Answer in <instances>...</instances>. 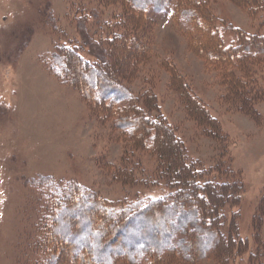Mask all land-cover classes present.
<instances>
[{"label": "rangeland", "instance_id": "374dc122", "mask_svg": "<svg viewBox=\"0 0 264 264\" xmlns=\"http://www.w3.org/2000/svg\"><path fill=\"white\" fill-rule=\"evenodd\" d=\"M203 1L224 47L237 45L239 33L244 42L264 37V0ZM178 2L165 0L161 10L146 12L147 26L134 32L145 52L126 85L136 95H155L157 110L147 114L166 121L201 178L238 185L237 202L223 207L221 225L226 239L230 230L236 238L223 258L213 250L194 261L174 253L160 264H264V216L257 209L264 198V50L246 45L230 61L208 59L199 48L209 37L175 12ZM81 13L89 36L101 40L99 48L81 40ZM120 13L118 4L102 0H0V264H49L50 251L41 244L44 185L75 184L115 208L171 191L156 155L135 148L113 120L99 116L74 85L54 74L52 55L60 46L80 45L84 59L100 63L91 51L109 50L110 34H134ZM172 69L215 130L188 114Z\"/></svg>", "mask_w": 264, "mask_h": 264}, {"label": "trees", "instance_id": "16d2710c", "mask_svg": "<svg viewBox=\"0 0 264 264\" xmlns=\"http://www.w3.org/2000/svg\"><path fill=\"white\" fill-rule=\"evenodd\" d=\"M102 1L120 6L119 18L131 26L133 33L143 29L144 23L147 26L148 10L159 11L166 5L165 0ZM178 1L182 3H177L175 12L181 13L192 29L209 37L208 44L199 48L208 59L230 61L238 48L246 45L259 52L264 50L263 36L244 42L240 33L237 45L224 47L207 4L203 0ZM92 17L97 19V14ZM85 20L82 13L76 20L80 38L87 46L99 48L101 40H92ZM140 39L127 29L113 32L106 38L109 50L91 51L100 63L84 59L78 51L80 45L60 46L52 55L54 74H62L61 81L74 85L99 116L113 120L135 148L151 150L171 191L161 198L115 208L93 191L75 184L44 185L46 235L41 244L50 251L49 264H114L117 260L123 264H160L167 254L179 253L185 260L194 261L209 250L223 258L235 241L231 230L225 238L221 225L225 215L222 209L235 203L238 185L201 178L203 174L187 162L184 146L166 121L147 114L157 110L155 95H136L126 85L134 78L145 52ZM170 73L188 114L202 127L215 130L210 115L181 74L175 69ZM257 209L264 216L263 197Z\"/></svg>", "mask_w": 264, "mask_h": 264}]
</instances>
